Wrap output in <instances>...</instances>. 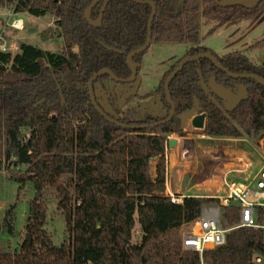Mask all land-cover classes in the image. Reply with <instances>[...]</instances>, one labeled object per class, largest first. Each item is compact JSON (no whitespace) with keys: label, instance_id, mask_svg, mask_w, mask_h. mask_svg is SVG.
Here are the masks:
<instances>
[{"label":"trees","instance_id":"trees-1","mask_svg":"<svg viewBox=\"0 0 264 264\" xmlns=\"http://www.w3.org/2000/svg\"><path fill=\"white\" fill-rule=\"evenodd\" d=\"M93 1L0 0V9L55 16L64 42L59 52L25 42L16 53L0 52V170L26 166L14 177L20 183L18 199L29 184L35 192L26 238L20 250H0V264H252L257 255L264 256L262 231L252 227L231 230L225 244L202 254L183 249L185 231L204 206L218 199L186 196L182 203L172 202L166 194V149L171 134L185 135L181 116L197 104L198 113H206L210 137H264V85L251 77L230 76L209 58L192 60L170 82L175 110L162 121L172 107L164 81L185 58L210 52L231 73L264 79V57L255 63L244 53L218 56L200 45L203 21H258L264 18V0L254 9L222 7V0H183L180 6L179 0H143L156 5L151 44L196 47L174 62L151 94L160 95L165 116L106 112L120 124L96 110L88 82L105 68L118 78L132 75L127 57L146 43L153 8L135 0H109L102 24L94 26L85 17ZM104 2L91 10L92 20L99 19ZM147 50L132 58L137 78ZM105 79L119 83L104 73L93 82L94 89ZM49 189L57 194L68 233L59 245L47 230L44 198ZM15 208L6 211L1 224L11 236L16 234ZM239 221L236 203L223 208L224 226ZM138 225L140 240L135 238Z\"/></svg>","mask_w":264,"mask_h":264},{"label":"rangeland","instance_id":"rangeland-1","mask_svg":"<svg viewBox=\"0 0 264 264\" xmlns=\"http://www.w3.org/2000/svg\"><path fill=\"white\" fill-rule=\"evenodd\" d=\"M23 17L27 25L24 30L15 32V36L18 37L16 42L29 43L52 52L62 50L63 37L55 16L47 15L38 19L27 13ZM3 25L4 17L0 14V30ZM200 45L210 47L218 56L240 52L246 54L253 62L262 63L264 18L258 21L238 20L227 25L203 21ZM192 47L195 45L153 42L143 57L142 69L136 80L131 83H116L105 79L95 84L93 91L99 106L116 117H130V114L136 118H145L149 114L156 117L165 116L166 111L160 95L151 94L155 92L163 75L172 68L174 62L186 53H190ZM200 110L197 104L196 110L188 111L181 116L184 136L177 134L169 136L178 141L176 146H168L166 151L168 152L166 164L171 170L169 184L174 195H201L215 198L214 196L222 194L227 174L229 180L248 182L264 169V137L256 141L252 138L210 137L205 129L192 125L194 116L200 114L198 113ZM155 164L156 162H152L153 176ZM25 170L26 166L0 170L1 251L20 250L26 238L29 203L34 198L35 192L33 185L29 184L23 190L22 197L18 199L20 183L14 179ZM15 204L16 234L11 236L1 228V224L6 211ZM44 204L48 212L47 230L59 245L68 239V233L58 209V197L54 189L47 191ZM141 236V228L138 225L135 238L140 240Z\"/></svg>","mask_w":264,"mask_h":264},{"label":"built area","instance_id":"built-area-1","mask_svg":"<svg viewBox=\"0 0 264 264\" xmlns=\"http://www.w3.org/2000/svg\"><path fill=\"white\" fill-rule=\"evenodd\" d=\"M0 11L4 17V25L0 30V52L16 53L19 48L8 36V31L24 30L26 20L18 16L19 13L14 9H0ZM167 185L168 170L166 168V194L171 197L172 202L182 203L184 197L195 196L174 195L171 191L167 192ZM214 197L218 199V202L204 206L199 218L183 234L182 247L184 250L198 251L202 254L206 249L225 244L228 232L240 227L260 229L264 241V169H261L248 182L229 180L227 174L222 194ZM232 203H236L240 207V221L234 226L226 227L223 224V208ZM261 211L263 214L260 220ZM86 264L94 263L88 261ZM202 264L204 263L202 262ZM252 264H264V256L257 255Z\"/></svg>","mask_w":264,"mask_h":264},{"label":"water","instance_id":"water-1","mask_svg":"<svg viewBox=\"0 0 264 264\" xmlns=\"http://www.w3.org/2000/svg\"><path fill=\"white\" fill-rule=\"evenodd\" d=\"M100 0H94L88 7L87 9L85 10V17L87 19V21L94 25V26H97V25H100L102 24V21H103V14H104V11L107 7V4L109 2V0H105L104 2V6L102 8V11L100 13V16H99V19L97 21H94L91 19V10L93 9V7L99 2ZM139 3H146V4H150L153 8L152 10V14H151V17H150V20H149V32H148V37H147V41L146 43L132 51L128 57H127V63L132 71V75L129 77V78H125V79H122V78H118L116 77L113 72L110 70V69H103L97 73H95L94 75L91 76V78L89 79V82H88V87H89V94H90V97H91V101L94 105V107L96 108V110L103 116L105 117L107 120H109L110 122H113V123H116V124H120L117 120L113 119L111 116H109L100 106L99 104L96 102V99H95V94H94V91H93V82L95 80H97L102 74L104 73H107L111 76L112 79H114L115 81L121 83V82H125V83H131L133 82L134 80L137 79V70L136 68L134 67L133 63H132V58L147 50L150 46H151V38H152V32H151V24H152V21H153V18L156 14V5L153 3V2H150V1H143V0H135ZM262 0H222L220 2H218V5L219 6H222V7H226V6H242V7H245L247 9H254ZM183 0H179L178 1V6H180L182 4ZM203 57H206V58H209L218 68L222 69L223 71L227 72L230 76H233V77H251V78H254L256 79L258 82H260L261 84L264 85V79L261 78L260 76L258 75H254V74H233L229 71H227L224 66L216 59V57L210 53V52H206V53H203V54H200V55H193V56H190L188 58H185L171 73L170 75L165 79L164 81V87H165V95H166V99L172 104V107H171V110H170V114H169V117L166 119V120H163L162 122H165V121H168L174 114V110H175V106L171 100V94H170V91H169V88H170V82L174 79V77L179 73V71L182 70V68L190 61L192 60H195V59H199V58H203ZM206 121H207V116H206V113L203 112V113H200L198 115H195L193 120H192V125L196 128H200V129H205L206 128ZM159 124V122H156L155 124H151V125H142V126H154V125H157ZM178 143V141L176 139H172L170 138L169 139V146L170 147H174L176 146ZM27 238H29V235L27 236Z\"/></svg>","mask_w":264,"mask_h":264},{"label":"crops","instance_id":"crops-1","mask_svg":"<svg viewBox=\"0 0 264 264\" xmlns=\"http://www.w3.org/2000/svg\"><path fill=\"white\" fill-rule=\"evenodd\" d=\"M27 13H28V12H21V13L18 14V16L23 17L24 14H27ZM48 15H51V14H48ZM32 16H33V15H32ZM45 16H47V15H45ZM33 17L38 18V19H41V18H42V17H36V16H33ZM23 18H24V17H23ZM25 20H26V19H25ZM26 25H27V21H26ZM15 32H16V31H14V30H9V31H8V36H9V37L15 42V44H17V46H18V48H19V45H20V44H19L18 42H16V40L18 39V37L15 36ZM19 38H20V37H19ZM200 42H201V41H200ZM21 43H22V42H21ZM195 47H196V45H195ZM195 47H192L191 50L194 49ZM18 50H19V49H18ZM18 50H17V51H18ZM17 51H16V52H17ZM167 150H168V149H167ZM166 153H168V152H166ZM168 167H169V166L167 165V167H166L167 170H168V185H167V190H168V191H167V192H169V191L172 192L171 186H170V184H169V181H170L169 173H170L171 170H170ZM195 196H201V195H195Z\"/></svg>","mask_w":264,"mask_h":264},{"label":"bare ground","instance_id":"bare-ground-1","mask_svg":"<svg viewBox=\"0 0 264 264\" xmlns=\"http://www.w3.org/2000/svg\"><path fill=\"white\" fill-rule=\"evenodd\" d=\"M246 163V162H245ZM247 165V164H246Z\"/></svg>","mask_w":264,"mask_h":264}]
</instances>
